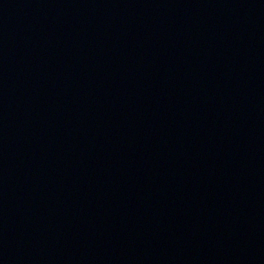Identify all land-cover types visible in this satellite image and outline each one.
<instances>
[{
  "label": "water",
  "instance_id": "95a60500",
  "mask_svg": "<svg viewBox=\"0 0 264 264\" xmlns=\"http://www.w3.org/2000/svg\"><path fill=\"white\" fill-rule=\"evenodd\" d=\"M0 264H264V0H0Z\"/></svg>",
  "mask_w": 264,
  "mask_h": 264
}]
</instances>
